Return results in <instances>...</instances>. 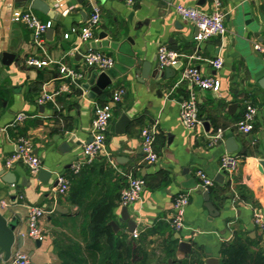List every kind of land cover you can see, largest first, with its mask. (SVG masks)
<instances>
[{"label": "crops", "instance_id": "obj_1", "mask_svg": "<svg viewBox=\"0 0 264 264\" xmlns=\"http://www.w3.org/2000/svg\"><path fill=\"white\" fill-rule=\"evenodd\" d=\"M43 1L52 16L31 9L24 0L0 4V212L7 219H18L11 256L5 260L0 254V264H14L12 256L17 251L26 253L32 264H61L60 249L77 257L69 264H98V255H89L88 250L95 239L82 235L84 221L96 206L109 213L108 225L117 223L116 230L109 225L114 237L119 234L138 243L122 214L127 207L139 241L151 256L149 264H181L182 260L209 264L210 259L217 261L212 264H221L224 244L248 246L251 251L264 249V233L252 220V208L264 212V57L253 47L254 43L264 45V0H223L226 32L204 41L196 39V25L179 17L174 7L184 4L211 12L210 0H68L67 10L58 7L57 0ZM93 7L99 9L100 20L93 38L83 43L80 28ZM25 10L51 22L53 31L48 28L44 33L43 49L33 43L30 29L12 18ZM101 33L106 36L99 40ZM96 41L118 43L117 49L108 45L94 48L112 56L117 64L115 77L101 94L92 92L91 85L83 87L89 78L84 53ZM161 45L179 54L177 67L169 66L166 73L157 59ZM130 48L146 64L143 73L135 68L126 71L125 53ZM215 56L223 61L219 69L207 62ZM30 58L49 63L30 65ZM189 65L218 79L219 89H202L181 79ZM61 66L83 73L78 85L61 77ZM119 86L124 93L114 106L106 141L113 163L100 157L73 171L72 164L82 159V148L91 140L95 103L107 100ZM61 87L65 89L55 94V104L39 103L42 92L55 93ZM191 92L202 121L194 129L186 128L179 115L180 102ZM246 102L257 108L250 133L235 128ZM20 112L26 118L16 123ZM122 112L129 121L117 132L115 125ZM144 127L155 129L154 148L159 156L155 163L143 160L140 131ZM217 128L225 131L222 140L214 143L209 135ZM20 136L30 139L41 168L50 172L46 179L41 175V180L38 171L32 173L21 162L5 166V159L17 150ZM229 137L237 148L233 153L240 158L232 175L220 169ZM200 168L213 179L208 192L215 215L204 206L206 189L195 176ZM128 174L142 178L144 185L137 201L123 205L119 192ZM59 175L68 180L69 189L54 197ZM179 192L188 193L189 203L184 227L176 232L168 222L173 198ZM32 205L49 211L41 218L44 235L40 240L27 235ZM100 239L97 245L104 243V237ZM181 240L190 243V251L178 249Z\"/></svg>", "mask_w": 264, "mask_h": 264}, {"label": "built area", "instance_id": "obj_2", "mask_svg": "<svg viewBox=\"0 0 264 264\" xmlns=\"http://www.w3.org/2000/svg\"><path fill=\"white\" fill-rule=\"evenodd\" d=\"M4 0H0V4ZM132 3L134 0H126ZM212 5L211 12L202 11L196 7L186 6L184 4H176L174 10L176 14L182 19L192 21L198 28L196 39L204 41L212 36H222L226 32L223 13L221 11L223 0H210ZM68 0H57L58 7L67 10ZM69 9V8H68ZM13 20L24 23L30 29V35L33 43L43 49L44 33L51 27V22L41 21L33 11L25 10L22 12H15ZM100 12L97 7H93L89 18L86 23L80 28V40L85 43L93 38V29L99 23ZM254 49L261 53L264 57V45L261 43H254ZM179 54L176 51L168 49L165 45L159 46L157 50V59L160 67L174 66L178 63ZM30 65L42 66L49 63L48 60H40L37 58H30L27 61ZM84 62L87 67L93 66L99 71H104L113 66L114 59L112 56L104 53L101 50L88 48L84 53ZM207 62L215 69L222 66V58L215 56L214 58L207 59ZM61 77H66L74 85H78V80L82 78L83 73L76 71L65 66L59 69ZM181 79H186L192 85L202 89H212L217 91L220 86V81L213 76L206 75L200 72L195 65L185 67L181 74ZM65 89L61 87L55 93L42 92L38 98L39 103L55 102V94L60 93ZM124 93L123 87L115 88L109 98L101 103H95L94 115L90 126V142L84 144L81 156L82 159L72 164V170L78 172L84 163H90L96 158L104 157L109 163H113L110 159L107 150V133L111 124L113 110L116 103L122 99ZM257 108L253 104L246 102L241 117L236 121L235 128L242 133H250L253 130ZM180 120L186 128L194 129L196 126L201 125L202 121L198 115V107L194 94L191 92L187 98L180 102L179 110ZM26 118L23 112L15 116L14 122H22ZM223 128H217L209 135L211 142L222 140L224 135ZM141 146L143 151V160L155 163L158 161L159 156L154 148L155 129L153 127H144L140 131ZM240 158L234 153H225L221 157L220 169L227 175H232L239 165ZM24 163L28 166L32 173H36L41 168L40 159L32 153L30 139L26 136L19 137L17 150L10 154L5 159V166L12 167L17 163ZM195 176L199 181V185L208 190L212 184L213 179L207 175L203 169H197ZM144 181L140 177L126 175L123 186L119 192V201L123 205H129L140 198V193ZM69 189L68 180L59 175L57 177L56 185L53 189V195L65 194ZM189 203V195L187 192H179L175 195L172 202V213L169 219V227L178 232L184 227V212ZM4 205H6L4 203ZM48 209L43 206L32 205L29 207L27 214V235L33 239L40 240L43 238V228L41 226V218L48 213ZM252 220L256 227L264 233V212L258 208H252ZM134 238L139 236V231L134 230L132 233ZM12 263L14 264H32L30 257L22 252L17 251L12 256Z\"/></svg>", "mask_w": 264, "mask_h": 264}, {"label": "trees", "instance_id": "obj_3", "mask_svg": "<svg viewBox=\"0 0 264 264\" xmlns=\"http://www.w3.org/2000/svg\"><path fill=\"white\" fill-rule=\"evenodd\" d=\"M109 217V213L102 206H96L92 209L90 219H85L82 235L95 239L89 244V255L93 253L98 255V264H149L151 256L139 241L140 237L137 238L138 243L130 239L124 240L119 234L114 237L108 225ZM98 237L101 239L104 237L105 240H102L104 243L97 245L95 242L98 241ZM221 253L223 255L221 264H264V249L251 251L248 246L224 244ZM59 256L62 259L61 264H69V261L77 258L73 254H68L65 249H60ZM180 263L188 264L187 260Z\"/></svg>", "mask_w": 264, "mask_h": 264}, {"label": "water", "instance_id": "obj_4", "mask_svg": "<svg viewBox=\"0 0 264 264\" xmlns=\"http://www.w3.org/2000/svg\"><path fill=\"white\" fill-rule=\"evenodd\" d=\"M22 1V0H21ZM25 2H29V7L33 10L36 11H40L44 14H47L49 16H52V10L50 9V7L43 1V0H24ZM79 2H81L82 0H78ZM169 1V0H166ZM48 31H53L52 28H49ZM106 36V33H101L99 40L103 39ZM128 41L132 40L128 37L127 39ZM103 45H108L110 47H112L113 49H117L118 47V43L115 41H96V43H92L89 46V48H96V47H101ZM125 54H127L128 59L126 62V66L125 69L126 71H129L132 68H135V71L137 72V70L139 69L142 70V73L144 71V67H146V64L143 63L141 61L140 58H137L134 50H132L130 48V50L128 52H126ZM5 55L9 56L10 54L5 53ZM120 60V58H119ZM179 63L175 64L174 67H177ZM117 67V64L113 63V66L110 67L109 69H106L104 71H99L97 69H95V67L93 66H89L88 67V71H89V78L87 80L88 83L83 84L84 88H88L89 85L90 89L92 92H94L95 94H101L112 82V79L115 77L114 75V71L115 68ZM169 70H171V67L166 66L163 68V72H168ZM152 76H154V74H152ZM263 85V84H262ZM264 87V85H263ZM129 118L125 113H121L118 121L116 122L115 128L117 132H122L124 129V126L128 123ZM236 145L234 142V139L232 137H229L227 139V141L225 142V150L227 153H233L236 151ZM262 166L264 168V161L262 162ZM38 176L41 180L44 179V177H40L41 175L46 177H49L50 172L44 168H40L38 170ZM15 180H11L10 182L13 183ZM56 185V183H55ZM203 197L205 200V204L204 206L206 207V209L208 210V212L210 213V215H215L214 213L216 212L215 207L213 206L212 202L209 200V192L208 190H204L203 191ZM122 214L124 216V218L127 220V224H128V230L130 232L134 231L135 228V222L130 218V215L128 214V210L127 207L124 206L123 207V211ZM18 225V219L17 217H12L11 219H7L1 212H0V254H3V258L5 260H8L9 257L11 256V252H12V247L13 244L15 242V230L17 228ZM109 225L116 230L118 228V225L115 221H110ZM19 241L21 239V236H18ZM178 249L182 250V251H190V243L186 242V241H180L178 243ZM212 259H210V261H208L209 264L212 263H217V261L212 262ZM216 260V259H213Z\"/></svg>", "mask_w": 264, "mask_h": 264}, {"label": "rangeland", "instance_id": "obj_5", "mask_svg": "<svg viewBox=\"0 0 264 264\" xmlns=\"http://www.w3.org/2000/svg\"><path fill=\"white\" fill-rule=\"evenodd\" d=\"M155 254V253H154Z\"/></svg>", "mask_w": 264, "mask_h": 264}]
</instances>
